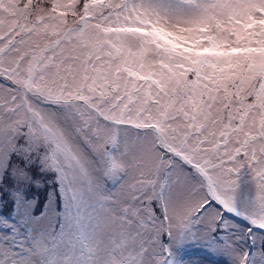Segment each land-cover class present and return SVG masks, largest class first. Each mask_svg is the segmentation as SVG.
<instances>
[{"label":"snow or ice","instance_id":"obj_1","mask_svg":"<svg viewBox=\"0 0 264 264\" xmlns=\"http://www.w3.org/2000/svg\"><path fill=\"white\" fill-rule=\"evenodd\" d=\"M264 264V0H0V264Z\"/></svg>","mask_w":264,"mask_h":264},{"label":"rangeland","instance_id":"obj_2","mask_svg":"<svg viewBox=\"0 0 264 264\" xmlns=\"http://www.w3.org/2000/svg\"><path fill=\"white\" fill-rule=\"evenodd\" d=\"M181 260L188 261L190 264H226L225 259L220 255H215L207 249L188 245L177 250Z\"/></svg>","mask_w":264,"mask_h":264}]
</instances>
